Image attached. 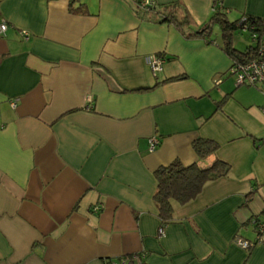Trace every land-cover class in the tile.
Returning a JSON list of instances; mask_svg holds the SVG:
<instances>
[{"label": "crops", "instance_id": "obj_1", "mask_svg": "<svg viewBox=\"0 0 264 264\" xmlns=\"http://www.w3.org/2000/svg\"><path fill=\"white\" fill-rule=\"evenodd\" d=\"M181 1L197 27L216 11L264 26V0ZM136 3L0 0V264H264V244L236 241L264 221V92L236 85L220 24L188 36ZM199 137L219 143L203 161ZM217 157L229 174L164 222L156 170Z\"/></svg>", "mask_w": 264, "mask_h": 264}, {"label": "trees", "instance_id": "obj_2", "mask_svg": "<svg viewBox=\"0 0 264 264\" xmlns=\"http://www.w3.org/2000/svg\"><path fill=\"white\" fill-rule=\"evenodd\" d=\"M143 1L137 0L136 3V12L139 15L151 21L174 23L188 36L208 37L212 32L213 24H220L224 48L233 58L234 63H247L259 57V44L253 43L254 34L257 35L258 43L264 41V26L259 19L246 17L249 31H243L241 19L231 22L223 12L216 11L207 23L197 27L189 9L181 0L162 5L157 4L155 0H152L153 3L149 5H144ZM239 31L249 32L250 35V45L245 51H238L233 46L234 35ZM193 147L199 159L203 161L217 153L219 143L213 139L199 137L193 142ZM230 170L231 165L218 157L206 166L200 163L184 165L180 160H175L167 166L159 167L155 172L158 185L154 199L158 205L160 217L164 222L173 220L175 204L185 205L195 200L209 182L227 176ZM254 223L256 226L255 220Z\"/></svg>", "mask_w": 264, "mask_h": 264}, {"label": "built area", "instance_id": "obj_3", "mask_svg": "<svg viewBox=\"0 0 264 264\" xmlns=\"http://www.w3.org/2000/svg\"><path fill=\"white\" fill-rule=\"evenodd\" d=\"M153 3L152 0H144V5H149ZM241 28L243 31H249V23L246 20V17L241 19ZM8 29V24L3 22L0 24V31L5 32ZM257 35H253V43L255 45L259 44V57L253 59L247 63H233V65L229 69V73L234 75L236 79V85H248L255 86L261 89L264 92V41H260L258 43ZM166 61V57L163 54L158 55H148L146 57V63L149 65L152 74L157 76L164 67V63ZM221 79H218L216 83H220ZM11 105L16 107V101H12ZM160 144V139L156 136L151 137L150 139V150L154 151L156 147ZM95 212H100L101 207L95 206L93 209ZM256 229H257V237L255 240H247L241 237H237V243L244 249L250 250L256 244H264V222L261 220H256ZM163 231L161 230V233ZM145 255H131V256H123L118 261L115 260H107L106 264H141L144 260Z\"/></svg>", "mask_w": 264, "mask_h": 264}, {"label": "rangeland", "instance_id": "obj_4", "mask_svg": "<svg viewBox=\"0 0 264 264\" xmlns=\"http://www.w3.org/2000/svg\"><path fill=\"white\" fill-rule=\"evenodd\" d=\"M238 33H241L240 35H238L237 38H240L242 39L243 41L244 40H248V42H250V35H249V32H242V31H239Z\"/></svg>", "mask_w": 264, "mask_h": 264}]
</instances>
